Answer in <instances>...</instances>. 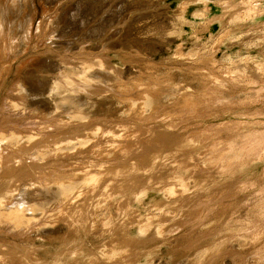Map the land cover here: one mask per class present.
Wrapping results in <instances>:
<instances>
[{"label": "rangeland", "instance_id": "rangeland-1", "mask_svg": "<svg viewBox=\"0 0 264 264\" xmlns=\"http://www.w3.org/2000/svg\"><path fill=\"white\" fill-rule=\"evenodd\" d=\"M131 1L127 9L105 0L91 22L79 18L87 49L49 27L35 33L55 0L25 3L0 36V112L10 83L33 62L42 63L28 75L41 92L63 91L42 130L21 119L18 130L36 131L32 140L0 143V195L31 184L27 197L42 206L19 229L0 223V264H264V0ZM110 37L147 47L103 46ZM100 59L124 83L138 65L173 74L148 83L153 102H166L159 116L69 118L73 107L115 94L108 78L87 85L68 76ZM182 100L197 104L195 113H171ZM5 121L0 113V132ZM29 154L46 155L43 171L21 160ZM212 155L220 156L214 165ZM10 171L13 180L3 181ZM57 173L73 175V197L58 192Z\"/></svg>", "mask_w": 264, "mask_h": 264}, {"label": "bare ground", "instance_id": "bare-ground-1", "mask_svg": "<svg viewBox=\"0 0 264 264\" xmlns=\"http://www.w3.org/2000/svg\"><path fill=\"white\" fill-rule=\"evenodd\" d=\"M55 1L58 4L62 0ZM119 1L120 7H126L127 9H129V3L132 2L131 0ZM104 2L105 0H67L66 3L62 5L60 4L59 6H57V4L54 2H52L49 7H46L45 5L35 33L39 34L43 29L49 27L52 29V31H54V33L58 34L55 39H61L63 40V43H66L68 41L65 40H68L70 37L75 39L76 36L78 39L76 43L79 45V48L87 49L88 47L86 45L89 41V35L84 33L81 29V26L79 25V18L81 16L87 15L90 18L89 22H91L92 16H95L96 11L103 7ZM25 3L27 5L25 10L30 9L31 0H0V36H7L9 34L8 28L11 25V15H13L16 11H19L20 7ZM46 12H52V14H50L52 16L55 15L54 19H51L50 14V16H45ZM105 27L107 28V26ZM127 27H129V22ZM124 28H126V24L122 27V33L124 32ZM25 33L30 34L29 31H26ZM78 35H81V37H78ZM101 37L102 36H100L99 39H101ZM120 40V37L113 39L110 37L109 40L108 38L102 39L101 43H103V46L106 45L109 47L114 42H120ZM133 42L134 41L128 42V40L123 41L122 39L120 45L129 49L142 50V52L147 47L143 41L139 44H134L135 42ZM20 51L21 49L17 52ZM105 64L106 63L100 59L97 61L95 66L85 67V69H89L87 72L86 70H82L80 72L76 71V73H74L75 71L69 72L68 76H77L80 74V78H78L77 81L81 80L82 83L87 85L100 84V80L105 83V79L108 78L107 80L111 82H107V84H105L107 87H110L109 85L114 86L113 90L115 91V94H111L107 96L106 99H102L96 106L88 107L85 110L78 109L76 106L73 107V117L71 116L69 118L74 120L76 124H81L88 121V116L83 114V112L87 110L103 112L116 119H130L134 121L148 120L157 117L159 115H154L153 112L156 110L165 109L164 106L166 105V102L162 100L153 102L152 98L147 92V90L150 89L148 83L158 81L161 76L167 77L172 81L174 79L173 74L168 72L157 74L156 71L152 70L148 64L138 65L137 70L140 74L136 77H131L127 83H124L123 78L117 79V75L120 76V73L117 74L116 69H113L112 71V69ZM41 65L42 63L40 61L31 63L29 65V71L27 74H20L15 82L10 83L8 88L6 87L7 93L5 92L6 95L4 94L5 100L3 104L4 106H8V109L3 112L6 113L5 124L9 126L7 129H5L6 132H0V143H4L6 146H12L21 141H30L33 139V132L36 131L32 130L21 132L18 130L19 126L26 125V123L21 122V119L25 121H32L30 125L27 123L28 128H37L40 131L43 129L45 125L44 119L48 115L55 116L58 114L57 111L59 107L57 102L61 98L63 91L60 88L52 87L45 90L44 92H41L38 87L37 78L33 80L28 76L33 72L32 69L39 70ZM141 78L146 79L141 80ZM67 84H69V82H67ZM139 84L142 86H139ZM141 87L144 89L139 90ZM195 106H197V104H195L192 100H182L175 102L173 107H171L169 110L171 113H175L180 109L184 110V112L187 111L189 114H193L195 113ZM102 117L106 118V116ZM89 138H92V136L89 135ZM45 156L46 155L44 154H29L25 158L21 157V160L29 159L30 162H34L33 166L41 169L42 166H44V164L41 162L44 161ZM219 158L220 156L218 155V159ZM218 159L215 155H212L209 157L208 162L210 165H214ZM13 174L14 173L10 171L8 177H5L3 181L9 180L10 178L13 180ZM54 175L56 177V186L58 192L61 195H66L68 198L73 197L75 192V190H72L73 183H71L73 175L57 173L53 174L52 177ZM11 182L12 181H9V183ZM18 184L19 183L8 186L5 189L6 195H0V223L7 222L4 225H6L9 229L14 228L15 230L19 229L23 225H28L32 218H36L39 215L38 213L40 210H38V207L42 208V206L39 204L38 207L37 205L32 204L30 199L27 197L26 191H30L28 188L31 184L26 186ZM83 189L84 186H79L78 188L80 191ZM23 195L26 196L23 197ZM44 219H51V217L50 215L45 214ZM3 232L9 231L4 229Z\"/></svg>", "mask_w": 264, "mask_h": 264}]
</instances>
